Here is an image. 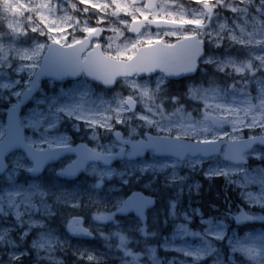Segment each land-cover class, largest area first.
<instances>
[{"label": "rangeland", "instance_id": "374dc122", "mask_svg": "<svg viewBox=\"0 0 264 264\" xmlns=\"http://www.w3.org/2000/svg\"><path fill=\"white\" fill-rule=\"evenodd\" d=\"M3 2L6 3L8 0ZM69 2L77 3V0ZM98 2L103 3L105 0ZM191 10L193 9H185ZM250 11L254 13L255 9L252 8ZM67 12L81 21V27L85 23L89 25L96 23L92 18L95 10L84 15L69 7ZM0 15L11 19L15 16V8L6 11L0 3ZM108 15L110 17V12ZM256 16L258 22L264 21V13H258ZM222 18H228L227 23L232 25L235 17L225 9H217V16L210 23L209 30L216 27ZM76 35L80 37L82 33L77 31ZM105 35L113 34L109 32ZM165 39L172 42L175 37ZM44 42L45 37L35 34L21 37L17 41L21 48L29 50ZM226 42L225 47H219L205 56L202 65H211L216 70L213 64L204 61L206 59L223 61L226 58L242 61L248 57L250 51H253L239 44ZM116 43H119V38L114 42V47ZM230 46L236 47V50L229 52ZM254 50L264 51L260 48ZM18 66L19 62H16L12 68L0 70V139L3 135L1 114L5 111L1 105L5 103L11 105L16 101V94L28 86V79L33 73L31 70L17 72ZM158 79L161 80L163 92L167 82L161 75L138 79V82L155 88ZM232 79L240 78L232 76ZM5 83L9 85L7 89L3 88ZM231 83L219 86L218 102L230 107H240L244 96L239 90L229 89ZM45 85V89L39 91V95L23 111L20 118L25 130V141L31 143L33 147L46 149L57 145H69L71 137L66 129L77 134V138L86 137L92 142L94 149L112 153L119 148L111 137L113 130L124 132V136L129 139H135L142 133L163 135L156 127L148 126L136 119H131L125 124H115L113 121L111 131L92 126L93 120H102L105 115L110 114V109L117 106L120 97L128 95L129 90L123 84V80L120 87L124 91L121 89L114 91L107 99L94 95L84 81L66 85L47 82ZM215 86L217 85L196 84L187 88L190 102L199 105V108L187 110L186 102L178 100L173 103L172 99H165L164 110L166 113H172L177 107L182 106L183 112L172 117L174 120L178 119L182 126L184 120H200L208 111L205 101L191 98L195 93L189 91L190 89L204 91ZM259 86L264 87V80L259 82ZM257 87L255 83L250 84L249 98L256 96ZM161 95L163 97L162 93ZM207 102L214 103L211 99ZM136 112H144L141 105H137ZM184 113H190L191 116ZM73 121L80 124H73ZM162 123L171 126L174 122L166 120ZM250 134L247 129L242 133L243 137ZM233 135L230 124L224 123L211 126L209 132L200 134L197 139L217 140L219 137ZM246 157L250 162L247 168H243L222 162L220 156L208 159L187 158L183 162H177L168 158H154L149 154L144 159L123 161L109 168L90 164L81 180L64 184L52 180L51 174L67 164L69 159L47 169L42 178L30 179L28 178L30 164L21 154L15 153L7 160L8 169L0 177V236L4 237L0 242V264L25 262L66 264L64 260L66 254L62 250L65 246H72L70 255L67 254L66 258L74 263L76 259L71 255L78 257L79 254H83L93 255L96 264H264V149H255ZM109 172L111 177L107 175ZM214 178L227 180L228 184L238 191L239 199L244 204L243 208L247 211L253 209L254 215L252 212H238L234 217L228 218L227 223L205 217L198 207L197 199L202 195L205 197L211 195L209 191L212 190H209L206 183ZM98 183H101L99 188L96 187ZM134 184L147 189L149 193L155 191L154 193L163 199V206L150 210L145 218L140 220L120 212L111 222L101 224L93 220V204L110 211L118 209L122 206L123 191L130 189ZM202 186L205 188L200 192ZM217 199L222 204L223 199L228 197ZM73 204L80 206H70ZM224 207L230 206L225 202ZM75 212L84 215L85 226L94 235V240L88 244L72 243L67 234L66 225ZM53 215L57 217L58 223L65 227L66 234H58L55 228L47 226L50 218L54 220ZM224 216L225 214L221 213V217ZM30 234L32 236L27 240L29 245L27 246L25 239ZM12 241L15 242L14 245L11 244ZM29 251L33 255L32 260L28 259ZM11 256H19V259L14 261ZM84 262L86 263L85 260Z\"/></svg>", "mask_w": 264, "mask_h": 264}, {"label": "snow or ice", "instance_id": "6c2138e0", "mask_svg": "<svg viewBox=\"0 0 264 264\" xmlns=\"http://www.w3.org/2000/svg\"><path fill=\"white\" fill-rule=\"evenodd\" d=\"M0 3L6 11L15 8V16L11 19L0 15V70L12 68L14 63L19 62L17 72L34 71L37 67H42L43 71L56 77L83 73L107 86L115 84L117 77H123V84L129 90L128 95L118 99L117 106L109 110L110 114L91 123L93 127L111 131L113 121L115 124H125L136 119L163 133L132 142L122 139L120 132H115L118 141L123 145H130L127 152L130 159L142 156L147 150L182 155L193 147V140L196 145L215 144L216 139L197 137L209 132L211 126L224 123L230 124L234 135L218 139H228L230 150L238 155L257 143L264 145V87L259 86L264 75H258L264 74V51L254 50L264 49V21L258 22L256 16L264 13V0H105L103 3L98 0H77V3H70L69 0H8L5 3L0 0ZM69 7L84 15H88L91 10L100 15L92 13L95 25L85 23L81 27V21L68 14ZM186 8L193 10L185 11ZM252 8L255 9L254 13L250 11ZM217 9H225L234 14L235 18L232 25L227 23L228 18H222L216 27L209 30L210 23L217 16ZM121 13L128 19L121 17ZM77 31L82 36L78 37ZM109 32L113 35H105ZM29 34L45 37L46 42L38 43L31 50L21 48L17 41ZM168 37H175L176 42L165 39ZM117 38L119 43L114 47ZM206 38L217 48L228 41L230 44L253 49L242 61L231 58L204 61L213 64L222 74L240 78L233 80L228 88L239 90L243 94L242 106L230 107L218 102V85L204 91L190 89V93H195L191 98L203 99L208 111L200 120H184L182 126L178 119H172L183 112L182 106L172 113L164 110L166 98L161 95V80H157L155 88H149L146 84L139 83L137 78L157 72L163 77L183 74L173 71L178 65L184 72L195 71L197 61L203 54ZM41 60L43 65L38 64ZM253 83L258 85L257 94L254 98H249L251 93L248 88ZM8 87L7 83L3 84V88ZM16 95L19 96L20 93ZM171 99L173 103L178 101L176 97ZM209 99L214 103H208ZM138 104L144 109L143 113L136 112ZM212 112L219 114L212 115ZM184 115L191 116L190 113ZM9 120V139L29 150L35 163L33 170H38L44 160L50 157L45 156L42 149L33 147L31 143L25 144L19 128L11 123L14 117L10 116ZM166 120L174 123L171 126L162 123ZM245 129L254 134L244 139L242 133ZM124 153L125 148H119V154ZM113 158L111 151L84 149L80 152L79 159L67 171L69 174L74 173L89 160H102L108 164ZM107 175L111 177L110 172ZM100 186L101 183L96 185L97 188ZM147 203L150 201H146L145 206ZM131 207V202H126L118 209L110 211L93 204L92 218L101 224L111 222L118 212H127ZM135 210L143 215L142 207ZM82 219L72 218L69 223L70 230L91 235L90 230L82 226ZM3 240L4 237L0 236V242ZM11 244L14 245L15 242L12 241ZM78 258L84 259L86 264H96L93 255L79 254ZM11 259L15 261L19 256H11Z\"/></svg>", "mask_w": 264, "mask_h": 264}, {"label": "water", "instance_id": "95a60500", "mask_svg": "<svg viewBox=\"0 0 264 264\" xmlns=\"http://www.w3.org/2000/svg\"><path fill=\"white\" fill-rule=\"evenodd\" d=\"M40 65H43L42 60L40 62ZM173 71H179V72H182L183 74L166 76V77L170 78V79H178V78H181V77L186 76V75H188V76L193 75L196 70L193 72H184V69L178 65L176 68L173 69ZM157 73H159V72H157ZM157 73H153V74H157ZM153 74L144 75V76H141L139 78L146 77V76H152ZM82 75L86 81H89L93 84H96V85H98L102 88L108 89V90L113 89L116 85V83H115L111 86H107L104 83H102L101 81L93 79L90 76H87L86 74H83V73H81L80 75H76V76L67 75V76H63V77H56V76L50 75L47 72L43 71L42 67H38L35 70V72L32 76V80H31L29 88L21 93V95L19 96V102L16 105H14L13 107L9 108L6 112L5 119H4V125H5L4 136L0 140V175L7 168L6 163H5V158L8 155H10L12 152H16V151H20L21 153H23L26 160L32 164V168H31V171L29 173V176L33 177V178L39 176L47 166L56 164L60 159L66 157V156H74L75 159L70 164L65 165L62 169L58 170L55 173V175L58 178L64 179V180L76 179L80 174L83 173L86 165L90 162L101 163L103 166L107 167V166H111L112 164H114L118 161H121L124 157L127 160H134V159L142 158L145 156V154L148 150L145 151V153L142 156L132 157L131 159L128 157L127 154L125 155L126 150L127 149H128V151L130 150V145H123L120 141H118L116 136H115V132H117V131H115L112 133V137L116 143L120 144L122 147L125 148V153L119 154V150H118L117 152L114 153V158L111 159V161L108 164H105L102 160H89L84 164V166L82 168H79L74 173L69 174L67 169L69 168L70 165L73 164L74 161L79 159L80 152L84 149H91L88 146H86L84 143H78L75 146L57 147V148H52V149H43V154L47 157H50V158L45 159L38 170H33L35 168V163H34L32 154H30L29 150L26 149L25 147L20 146L19 144H16L12 140H10L8 135H7V130L10 126L9 117L10 116L14 117V121H12L11 123H13L15 126H17L19 128L20 135L24 141L23 128L20 126V123H19V114H20L22 108L28 104V102L30 101L32 96L39 89L40 81L51 79L55 83H64L66 81L79 79ZM119 78H123V77H117V79H119ZM147 136H152V135L144 134L143 139L146 140ZM121 137H122V135H121ZM139 140H141V139H139ZM139 140H137V141H139ZM137 141H132V142H137ZM25 144H26V142H25ZM192 145H193V147L191 149H189L188 151L184 152L182 155H174V154H169V153H155L154 152V156L155 157H172V158H176L178 160H183L185 158V156L195 157L197 155H200L202 157H211V156L218 155L221 147L224 146L225 148H224V151L222 154V160L223 161L233 163V164H243L244 166H246L247 161L243 157L240 158L242 156V154L245 152H248L249 150H251L255 146H259V147L264 148V145L257 143L250 148H246L243 153L238 155L237 153L230 150L231 145H230L228 140H217L215 144H209V145H196V143L192 141ZM91 150H93V149H91ZM146 201H150V203H147L145 206ZM126 202H131L132 207L130 208L129 212H132L136 218H142L144 216L145 212L154 206V199L153 198L147 197V196H145L139 192L131 193L124 200V204ZM137 207L143 208V215L142 216L136 212L135 209ZM68 230L75 237L84 238V239L90 238V235H85L83 233H74L73 231L70 230L69 224H68Z\"/></svg>", "mask_w": 264, "mask_h": 264}, {"label": "trees", "instance_id": "16d2710c", "mask_svg": "<svg viewBox=\"0 0 264 264\" xmlns=\"http://www.w3.org/2000/svg\"><path fill=\"white\" fill-rule=\"evenodd\" d=\"M226 41L224 42V44L222 46H226ZM232 50H236V48H229V52H231ZM208 71L207 73L199 71L195 77V80H198V81H206L207 83L208 82H212V83H216L220 86H224V85H227L228 82H233V79H232V76H228V75H225V74H220L218 72H216V70L213 69V67L211 66H207ZM118 87H116V89L114 91H117ZM90 89L93 91L94 95L96 96H101L102 98H109L110 95H112V92H107V91H104V90H101L97 87H93V86H90ZM184 92L180 91L179 89H171V90H168L164 96L166 99H171L172 97H176V98H180L181 100H184L183 99V96H184ZM7 105H3V107H6ZM191 108L188 107L187 110H190ZM73 124L74 123H78L80 124V122H76V121H73L72 122ZM71 123L69 122V125ZM66 131H69V134L70 136L73 138V141H76L77 140V134H75L74 132H71L70 129H66ZM254 134V133H252ZM81 141H85L87 144L89 145H92L91 141H89L86 137H81L80 139ZM211 180V179H210ZM206 181V180H204ZM203 181V182H204ZM158 184V183H157ZM206 185L209 186V190L211 189L212 191H209L211 192L210 194L211 195H207V197H205L204 195L200 196L199 199H197V202H198V207H200V209L202 210V213L205 217H208V218H212L214 220H220L222 223H227V219L228 218H231V217H234V215L238 212H254V210L252 209V211H247L246 209L243 208V203L242 201L239 199V193L237 190H235L233 188V186L231 184H228V181L227 180H224L222 178H214L213 180L209 181L206 183ZM205 187H201L200 189V192L204 191ZM130 191H141L145 194L149 193V191L147 189H144L142 187H140L138 184H134L132 187H130L129 190H124L123 191V196H126ZM155 191L149 193L150 195H152L155 200H156V206L157 208L158 207H161L163 206V199H160V197L154 193ZM217 197H220V198H224V197H228V199H223V203L220 204L219 203V199H217ZM227 202V204L230 206L229 208H226L224 207V203ZM223 205V206H222ZM224 211V213H223ZM76 213V212H75ZM221 213L222 214H225L224 217H221ZM74 214V213H73ZM78 216H81L84 218V215L80 212H77ZM254 215V214H253ZM53 218H50V224L52 226V223H56V216L53 215ZM57 229L56 230H59V228L61 227L60 225H54ZM59 226V227H58ZM53 227V226H52ZM62 229V227H61ZM28 238L29 237H26L25 239V244L27 246L28 245ZM72 246H68V247H64L62 250L64 252V254H66V256L64 257V260L66 262V264H86L84 262V259H80L78 257H75L74 255H71L72 258H75V263L74 261L70 260L69 258H66L68 257L67 254H69L70 250H72L71 248ZM30 252V251H29ZM73 254V253H72ZM70 255V254H69ZM33 258V255L32 253L30 252V255H28V259L32 260ZM12 264H17V263H12ZM23 264H28L27 262L23 263Z\"/></svg>", "mask_w": 264, "mask_h": 264}, {"label": "flooded vegetation", "instance_id": "af4514ba", "mask_svg": "<svg viewBox=\"0 0 264 264\" xmlns=\"http://www.w3.org/2000/svg\"><path fill=\"white\" fill-rule=\"evenodd\" d=\"M204 46H205V43H204Z\"/></svg>", "mask_w": 264, "mask_h": 264}]
</instances>
